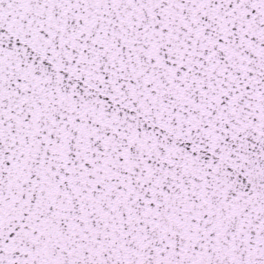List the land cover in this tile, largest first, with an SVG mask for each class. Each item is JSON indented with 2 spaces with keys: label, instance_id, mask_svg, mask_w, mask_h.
<instances>
[{
  "label": "snow or ice",
  "instance_id": "snow-or-ice-1",
  "mask_svg": "<svg viewBox=\"0 0 264 264\" xmlns=\"http://www.w3.org/2000/svg\"><path fill=\"white\" fill-rule=\"evenodd\" d=\"M0 264H264V0H0Z\"/></svg>",
  "mask_w": 264,
  "mask_h": 264
}]
</instances>
